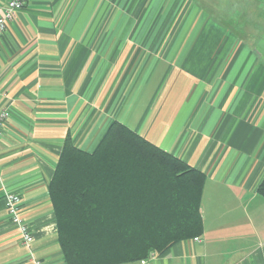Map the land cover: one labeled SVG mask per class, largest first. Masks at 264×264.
<instances>
[{"label":"crops","instance_id":"obj_1","mask_svg":"<svg viewBox=\"0 0 264 264\" xmlns=\"http://www.w3.org/2000/svg\"><path fill=\"white\" fill-rule=\"evenodd\" d=\"M1 111L0 264H66L48 184L66 139L92 152L114 121L205 175L199 241L121 264H264V0H29Z\"/></svg>","mask_w":264,"mask_h":264},{"label":"trees","instance_id":"obj_2","mask_svg":"<svg viewBox=\"0 0 264 264\" xmlns=\"http://www.w3.org/2000/svg\"><path fill=\"white\" fill-rule=\"evenodd\" d=\"M204 181L117 121L92 152L66 139L48 184L64 261L135 262L199 237ZM257 192L264 197V178Z\"/></svg>","mask_w":264,"mask_h":264},{"label":"built area","instance_id":"obj_3","mask_svg":"<svg viewBox=\"0 0 264 264\" xmlns=\"http://www.w3.org/2000/svg\"><path fill=\"white\" fill-rule=\"evenodd\" d=\"M29 0H8L7 4L3 10V13L0 15V37L5 32L7 24L12 20L17 12L22 9ZM8 114L6 111L0 112V133L4 120L7 118ZM6 199V209L10 215L11 221L17 226L20 236L25 245H29L33 241V237L29 226L20 216V203L21 199L18 195L7 193L5 194ZM194 241H199L198 237L193 238ZM153 254H150L152 257ZM144 263V261H142ZM32 264H43L38 259H32Z\"/></svg>","mask_w":264,"mask_h":264},{"label":"rangeland","instance_id":"obj_4","mask_svg":"<svg viewBox=\"0 0 264 264\" xmlns=\"http://www.w3.org/2000/svg\"><path fill=\"white\" fill-rule=\"evenodd\" d=\"M149 256H150V254H149ZM147 259V258H146ZM146 259H143V260H146Z\"/></svg>","mask_w":264,"mask_h":264}]
</instances>
